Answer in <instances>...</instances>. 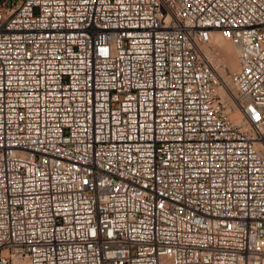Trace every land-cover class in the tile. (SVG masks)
I'll use <instances>...</instances> for the list:
<instances>
[{"label":"built area","instance_id":"built-area-1","mask_svg":"<svg viewBox=\"0 0 264 264\" xmlns=\"http://www.w3.org/2000/svg\"><path fill=\"white\" fill-rule=\"evenodd\" d=\"M0 264H264V0H0Z\"/></svg>","mask_w":264,"mask_h":264},{"label":"bare ground","instance_id":"bare-ground-1","mask_svg":"<svg viewBox=\"0 0 264 264\" xmlns=\"http://www.w3.org/2000/svg\"><path fill=\"white\" fill-rule=\"evenodd\" d=\"M213 46H214V50L216 51V53H222L226 57L225 58L226 64H227V67H229L228 69L230 70V72H233L239 67L238 48L221 31H216L214 33ZM232 48L234 49V55L232 52L233 50ZM214 54H213V58H215ZM216 64L219 66L218 63ZM220 70L222 71L221 67H220ZM222 72L224 73V71Z\"/></svg>","mask_w":264,"mask_h":264},{"label":"rangeland","instance_id":"rangeland-1","mask_svg":"<svg viewBox=\"0 0 264 264\" xmlns=\"http://www.w3.org/2000/svg\"><path fill=\"white\" fill-rule=\"evenodd\" d=\"M232 52L234 55V49L232 50ZM214 57H215L214 58L215 63L219 64V66L222 68V71H224L225 75L229 74L230 70L228 69L229 67H227V64H226V59H225L226 57L222 53H216V52L214 54Z\"/></svg>","mask_w":264,"mask_h":264}]
</instances>
